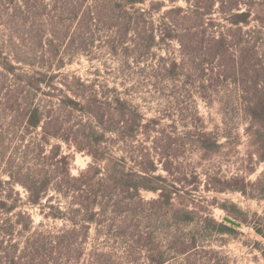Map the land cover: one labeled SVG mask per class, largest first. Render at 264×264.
Segmentation results:
<instances>
[{"label":"trees","instance_id":"obj_1","mask_svg":"<svg viewBox=\"0 0 264 264\" xmlns=\"http://www.w3.org/2000/svg\"><path fill=\"white\" fill-rule=\"evenodd\" d=\"M152 1L0 0V165L8 176L0 180V264H222L202 242L207 234L234 233V226L205 213L192 190L178 186L181 180L154 176L148 153L125 156L139 135L150 138L153 122L143 123L118 99L97 100L79 80L65 90L53 84L56 74L50 70L53 63L57 69L62 65L63 58H55L69 34L70 44L81 37L76 50L83 52L91 47L93 26L114 29L123 40L132 35L133 46L124 51L136 63L176 41L188 62L171 68L158 63L153 74L189 79L182 73L186 65L185 71L213 82L204 86L203 80L202 95L227 71L243 76L248 83L239 89L240 111L264 162V0H184L185 7L166 10ZM43 27L50 37L46 46ZM20 43L33 58L18 56ZM74 113L79 121L72 120ZM221 113L226 118L227 111ZM217 140L201 139L198 146L214 154L222 147ZM60 142L90 157L77 176L71 174L73 155L63 153ZM115 146H123L121 156L111 152ZM165 147L164 152L170 149ZM239 181L245 195L248 184ZM252 186L264 196V171ZM144 191L157 198L144 200ZM35 208L43 220L62 227L36 224ZM230 216L247 223L244 216ZM152 221L166 224L164 240L154 236ZM251 224L264 239V223ZM189 225L194 228L185 231Z\"/></svg>","mask_w":264,"mask_h":264},{"label":"rangeland","instance_id":"obj_2","mask_svg":"<svg viewBox=\"0 0 264 264\" xmlns=\"http://www.w3.org/2000/svg\"><path fill=\"white\" fill-rule=\"evenodd\" d=\"M152 2L163 3V10L171 5L186 6L184 0H176L173 4L169 0ZM74 27L77 28L78 24L72 25V30ZM47 28L43 30L45 46L50 39L45 35ZM93 29V40H87L91 42V47L86 51L76 50L81 37L77 36L74 44H70L71 34L58 49L55 60L63 58V63L59 69L53 63L50 70L56 74L54 86L65 90L64 85L74 86L75 81L79 80L90 87L97 100L116 102L118 99L125 102L128 108L136 110L143 123L152 121L151 126H154L155 131L149 135L150 138L139 135L132 145L126 147L125 156L135 158L148 153L155 166L154 176L181 180L178 186H186L184 191L192 190L191 196L205 213H210L217 222H224L226 226L230 224L224 218L234 220L242 226H234L235 232L231 234L213 233L204 238L202 244L206 246L205 250L215 252L220 263L264 264V239L256 235L251 224L252 221L256 224L259 220L264 223V196L252 186L263 173L264 162L259 161L251 146L249 123L240 111L239 101V89L248 81L239 74L227 71L219 77L220 83L213 90H204L202 95L200 86L203 85V80L204 86L213 82L205 81L208 76L200 79L197 71H185L186 65L182 73L190 75L189 79L176 76L162 80L161 76H156L157 72L153 74L152 68L158 63H165L171 68L174 63L179 66L188 62V58L180 54L178 42L154 48L151 50L154 54L152 59L136 63L132 55L124 51V48H132V35L123 40L114 29L109 31L100 26H93ZM29 42L31 41L27 43ZM20 44L18 56L25 60L33 58L31 49ZM23 68L30 70L28 65L23 64ZM39 97L43 102L46 101L43 96ZM222 110L227 111L226 118L222 115ZM79 116V113H74L72 120L79 121ZM86 120L85 117L83 122ZM215 137L218 138L217 144L222 145L217 153H206L199 148V140L209 139L212 142ZM154 141L157 143L153 144ZM168 144L170 149L167 148L164 152ZM60 145L63 153L73 155L71 174L77 176L90 163V157L74 151L73 147L69 149L65 143L60 142ZM155 146L157 148L153 150ZM121 147L115 146L111 152L115 156H121ZM165 166L170 168L169 173L164 169ZM3 169L1 164L0 180L6 181L8 176L2 172ZM240 179L248 184L245 195L239 191ZM16 190L24 196L20 186ZM141 194L146 201L157 198V194L153 192L144 191ZM38 212L37 208L31 210L36 224L42 221L56 229L62 227V222H47ZM230 212L239 214L241 218L246 217L247 223L231 217ZM151 228L157 240H164L166 224L152 221ZM192 228L194 225H189L185 227V231ZM90 237L93 238V233ZM203 256L205 259L210 257L209 254Z\"/></svg>","mask_w":264,"mask_h":264},{"label":"water","instance_id":"obj_3","mask_svg":"<svg viewBox=\"0 0 264 264\" xmlns=\"http://www.w3.org/2000/svg\"><path fill=\"white\" fill-rule=\"evenodd\" d=\"M224 221L229 223V224H232L235 227H238V228L242 227L239 223H237V222H235V221H233V220H231L229 218H224Z\"/></svg>","mask_w":264,"mask_h":264}]
</instances>
